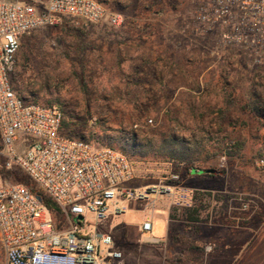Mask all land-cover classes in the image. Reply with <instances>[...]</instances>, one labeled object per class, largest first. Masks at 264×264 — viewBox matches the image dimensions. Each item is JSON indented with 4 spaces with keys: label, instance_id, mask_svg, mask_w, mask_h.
Listing matches in <instances>:
<instances>
[{
    "label": "rangeland",
    "instance_id": "374dc122",
    "mask_svg": "<svg viewBox=\"0 0 264 264\" xmlns=\"http://www.w3.org/2000/svg\"><path fill=\"white\" fill-rule=\"evenodd\" d=\"M101 1L122 16L119 26L65 20L33 31L22 40L12 83L27 103L52 102L84 122L80 132L91 129L113 140L122 132L138 134L148 148L131 160L134 188L163 183L170 173L183 182L196 168L201 189H192L191 205L178 206L172 197L127 200L121 219L100 226H117L125 240L145 246L151 234L139 233L138 226L148 217L152 235L164 238L167 224L157 215L169 212L174 227L167 257L172 264H204L203 240L214 226L225 220L264 226V171L257 165L264 159V113L252 111L257 97L264 111V62L256 65L244 50L225 48L215 33L197 29L195 10L204 0ZM114 43H125L122 55ZM170 136L199 146L200 157L181 165L166 161L162 141ZM97 138L91 140L98 145ZM7 171L0 158V185L14 183L2 175ZM122 248L123 260L139 257Z\"/></svg>",
    "mask_w": 264,
    "mask_h": 264
},
{
    "label": "built area",
    "instance_id": "2783aa9c",
    "mask_svg": "<svg viewBox=\"0 0 264 264\" xmlns=\"http://www.w3.org/2000/svg\"><path fill=\"white\" fill-rule=\"evenodd\" d=\"M200 31L215 33L220 44L264 62V0H204L195 10ZM64 19L117 27L122 16L98 0H0V158L6 170L19 169L60 208L59 229L41 199L21 183L0 185V247L5 264H114L123 254L99 226L126 212L125 202L172 197L189 206L194 192L179 173L164 182L134 188L132 161L121 151L62 135L63 112L27 103L11 75L24 36L57 26ZM152 120L148 121L151 124ZM264 171V159L257 162ZM147 219L141 232L160 246ZM214 250L205 246L206 253Z\"/></svg>",
    "mask_w": 264,
    "mask_h": 264
},
{
    "label": "crops",
    "instance_id": "0c3cea01",
    "mask_svg": "<svg viewBox=\"0 0 264 264\" xmlns=\"http://www.w3.org/2000/svg\"><path fill=\"white\" fill-rule=\"evenodd\" d=\"M34 1L42 3L46 2V0ZM102 4L107 6L105 3ZM132 19L137 20L142 18L134 17ZM124 35L127 34L124 33ZM113 45L114 47L112 49H114L116 54L118 53L119 55H122L124 53V49L126 48L125 43H114ZM263 119L264 117L261 118V120ZM195 172V170H191L188 178L182 183L187 188L199 190L201 188L198 186L195 179L197 177L202 178V176L195 175ZM224 189L227 190L226 185L224 186ZM124 214L120 216L122 217ZM120 216H118L119 219H121ZM157 216L164 219L167 224L166 236L164 238L158 237L162 240V244L160 246H153L150 244L141 246L135 244L132 241L125 240L123 237L124 235L122 233L120 234V230L117 226L99 227L102 232L109 233L113 236L116 247L119 251H121L123 249L122 247L125 246L130 253L131 251L134 253L135 251L139 253L138 258L130 254L131 257L133 256L132 258H130L128 261L121 259L117 261L119 262L118 264L173 263L166 255V246L170 241V235L174 227V220L170 218L169 212L165 213L163 210L161 214H158ZM147 219L148 217L144 221ZM227 222L228 221L225 220V223L222 226H214L212 229V235L209 238L203 240L204 246L213 245L215 248L214 252L208 253L206 255L204 264H264V226H230ZM141 225L138 226V232L142 234ZM147 237H145V239ZM122 258H124V254Z\"/></svg>",
    "mask_w": 264,
    "mask_h": 264
},
{
    "label": "trees",
    "instance_id": "16d2710c",
    "mask_svg": "<svg viewBox=\"0 0 264 264\" xmlns=\"http://www.w3.org/2000/svg\"><path fill=\"white\" fill-rule=\"evenodd\" d=\"M98 1L100 3H103L101 0H98ZM107 8L112 11V9H110L109 7ZM65 20H72V19H64L62 23ZM73 21H76V20H73ZM118 57H119V61H121L119 55L117 56V58ZM35 104H38V103L35 101ZM53 104L54 103L51 102L50 106L48 107L58 108L64 114L61 133L65 137L70 138V139H75V140H84L87 142H92L91 137L97 136L98 137L97 139L100 142L98 144L99 146L110 147L115 150L121 151L130 160H133V158H136V157L143 158V156L146 155L145 149L148 147L147 145H144V143L140 142V136L138 134L133 133V134H130L129 137H127L126 133L122 132L116 137V140L115 139L113 140L110 136L107 137V135L103 136L101 134H93L91 129L89 133L87 134L85 132H80L79 127L81 125H85V123L82 122L81 124L80 121H77L74 116H67L60 107L53 105ZM252 111L257 116H261L264 113L263 109L260 108L258 97L256 98L255 102H253ZM162 147H163L162 149H163L164 154L168 155V157L165 158L166 161L177 163L178 165L193 162L195 158L200 157V154H201V152L198 151L199 146H194V147L190 146L187 141L177 139L173 136H170L168 139L163 140ZM232 153L234 154L236 152H232ZM193 169L197 171L196 168L193 167ZM199 171H202V170H199ZM206 171L216 172V170L214 169H210ZM2 175L10 176L11 178H13L14 183H21L27 186L35 195H37L41 199L43 205L50 211L52 218L54 215L59 220L57 224L58 228L63 229L66 227V226H63L65 219H64V216L60 208L49 196L43 193L40 189H37L35 184L30 180V178H28L27 176L18 177L17 173L10 171V170L3 173Z\"/></svg>",
    "mask_w": 264,
    "mask_h": 264
}]
</instances>
